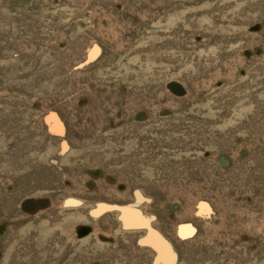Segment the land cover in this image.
<instances>
[{"label": "rangeland", "instance_id": "obj_1", "mask_svg": "<svg viewBox=\"0 0 264 264\" xmlns=\"http://www.w3.org/2000/svg\"><path fill=\"white\" fill-rule=\"evenodd\" d=\"M149 230L264 264V0H0V264H163Z\"/></svg>", "mask_w": 264, "mask_h": 264}, {"label": "water", "instance_id": "obj_2", "mask_svg": "<svg viewBox=\"0 0 264 264\" xmlns=\"http://www.w3.org/2000/svg\"><path fill=\"white\" fill-rule=\"evenodd\" d=\"M95 54H91L93 57ZM121 220L128 228H140L146 225L140 211L130 208L122 209ZM142 244L152 247L157 252V260L163 264H174L176 256L168 245L167 241L153 230L141 239Z\"/></svg>", "mask_w": 264, "mask_h": 264}]
</instances>
